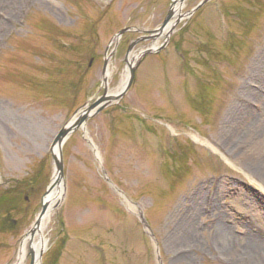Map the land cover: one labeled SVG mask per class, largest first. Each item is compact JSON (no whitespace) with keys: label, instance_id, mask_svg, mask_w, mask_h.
I'll list each match as a JSON object with an SVG mask.
<instances>
[{"label":"rangeland","instance_id":"obj_1","mask_svg":"<svg viewBox=\"0 0 264 264\" xmlns=\"http://www.w3.org/2000/svg\"><path fill=\"white\" fill-rule=\"evenodd\" d=\"M200 1L0 0V264L54 190L38 264H264V0Z\"/></svg>","mask_w":264,"mask_h":264},{"label":"water","instance_id":"obj_2","mask_svg":"<svg viewBox=\"0 0 264 264\" xmlns=\"http://www.w3.org/2000/svg\"><path fill=\"white\" fill-rule=\"evenodd\" d=\"M180 2H183L184 0H179ZM210 0H202L195 8L193 11L198 10L201 6H203L205 3H207ZM176 3V1H175ZM174 17V12L173 9L169 11L168 15L166 16L165 20L163 21L162 25L151 32V36L150 38L152 39H156L160 36H162L164 30L170 25L172 18ZM178 21V20H177ZM177 21L175 22V24L177 23ZM173 27V26H172ZM130 28H124L122 30H120L114 37L113 41H119V39L122 37V35L124 33H126L127 31H130ZM168 37V36H167ZM164 47V45L158 47V48H153V49H149L143 52V54H149L155 51H159ZM108 70V63L107 60H105L104 62V66H103V70H102V74H103V82L106 84L107 83V78H106V72ZM135 70L136 67L134 65L130 66V70H129V74L127 77V80L124 84V86L122 87V89L120 90V92L117 95H108L106 92L98 97L95 101H93L92 103H87L85 104L84 108L78 113L77 116H75L70 122H68V124H66V126H64L59 132L58 134L55 136L52 145H51V153H52V158L55 164V167L57 169V174L59 177H63L64 176V163H63V156H62V146L64 144V142L68 139V137L75 132L76 130L82 129L84 131V134L87 135L86 129H85V124L86 121L94 116L95 114L101 112L103 109H105L107 106H109L112 101H117L120 98H122L127 91L130 89L134 77H135ZM89 144L92 146V148L94 149L95 152L96 151V146L93 143V141L88 138L87 139ZM55 147H58L59 149V156H56L53 153V150ZM48 210V206L46 203L43 202V206H42V210L40 211L38 217H37V222L35 224V226L38 224L39 219L42 218L46 212ZM143 223L145 224V226H147L148 228V224L146 222V220L144 219L143 216H141ZM31 255V264H35L36 260H40L41 256H42V251L39 252V255H37V257L35 256V254L31 251L30 252Z\"/></svg>","mask_w":264,"mask_h":264},{"label":"bare ground","instance_id":"obj_3","mask_svg":"<svg viewBox=\"0 0 264 264\" xmlns=\"http://www.w3.org/2000/svg\"><path fill=\"white\" fill-rule=\"evenodd\" d=\"M179 0H176V3H178ZM174 15L181 17V7L180 5H176L173 9ZM174 18V17H173ZM176 20H172V22L170 23V25L164 30L163 34L165 37L168 36L167 33H169L170 29L172 28V26H174ZM130 63H133V60L130 61ZM110 75L109 71L107 70L106 72V78H108ZM107 85V83L105 84ZM120 91L114 93V94H109V95H117ZM53 153L56 156H59V149L58 147H55L53 150ZM59 182V180L57 179V176H55L53 178V183L55 185H57ZM56 196L55 190L54 192H52L51 194L47 195L44 199V203L47 204L48 206V210L46 212V214L39 219L38 224L34 227V229L32 230L31 233H29L24 239L23 241L20 243L19 249H18V259L16 264H23L26 260V258L28 257L29 252H33L35 254V256L37 257V255H39V252L41 251V249L45 248L48 239L45 236V229L47 228V225L49 223V219L51 217L52 214V210H53V205H54V198ZM39 260L37 259L35 264H38Z\"/></svg>","mask_w":264,"mask_h":264}]
</instances>
